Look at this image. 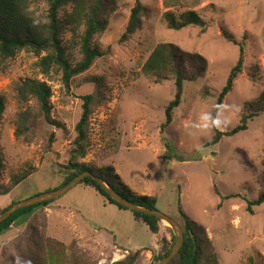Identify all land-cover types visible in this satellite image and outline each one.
<instances>
[{"label": "rangeland", "instance_id": "1", "mask_svg": "<svg viewBox=\"0 0 264 264\" xmlns=\"http://www.w3.org/2000/svg\"><path fill=\"white\" fill-rule=\"evenodd\" d=\"M135 1H115L104 26L93 36V45L102 55L86 71L73 76L68 89L60 70L54 67L43 74L37 66L38 56L30 51L19 50L3 63L0 188L15 178L22 179L0 195V209L11 201L53 190L65 180L68 169L64 166L81 115V96L92 93L96 102L88 121V147L79 161L96 169L113 167L133 192L156 195V208L180 225L183 220L178 208L200 224L210 241L202 264H248L249 260L264 264V201L253 206L252 213L247 210V202L260 191L264 169V107L247 122L246 129L207 143L214 136L212 109L239 54L238 44L220 34L222 28L236 42L243 40L244 58L241 73L217 113V128L233 129L248 104L260 105L258 100L263 99L264 0H186L207 21L203 33L194 25L168 29L162 20V0H140L147 13L141 17L140 27L120 43ZM46 8L43 2H32L28 13L41 20ZM171 9L175 14L183 10ZM82 32L81 26L73 37L65 25L64 42H77ZM160 42L176 44L206 61L202 75L184 82L180 104L168 124L164 110L175 93L174 79L155 83L141 71ZM78 46L77 42L68 51L73 62L79 57ZM25 77L50 86L51 118L61 127L44 120L35 100L18 101L16 87ZM22 111L30 112L33 123L16 135ZM171 233L163 221H159L157 233L151 232L131 210L117 207L94 188L78 183L37 209L26 224L0 235V264H42L49 238L55 241L51 247L61 248L66 257L82 256L77 264H114L136 250L140 252L133 264H155V256L168 246Z\"/></svg>", "mask_w": 264, "mask_h": 264}, {"label": "trees", "instance_id": "2", "mask_svg": "<svg viewBox=\"0 0 264 264\" xmlns=\"http://www.w3.org/2000/svg\"><path fill=\"white\" fill-rule=\"evenodd\" d=\"M116 0H0V69L6 59L13 57L19 50H27L38 56L37 66L43 74L56 67L61 72V79L64 86L68 89L72 77L86 71L93 63L96 57L102 55V52L93 45V36L105 24V15L115 7ZM199 0H194L193 3ZM32 2H43L47 6L44 17L37 20L29 15L28 8ZM165 10L162 13V20L168 29L179 30L189 25L199 27V32L203 33L208 27L205 21L198 13L189 8L186 0H162ZM173 6L182 8L178 14L171 9ZM69 9V10H67ZM148 8L140 0H136L129 12L128 20L119 36L120 43L125 42L140 27L141 17L147 13ZM64 11V16L61 15ZM65 25H69L71 35L76 37L78 30L83 27L82 34H79L77 40L78 59L74 62L70 59L68 51L73 49L71 44L64 42L63 34ZM220 34L226 40L238 44L239 54L234 66L231 67L227 75L225 84L221 88L215 105L210 115L211 127L214 131L213 138L207 143L217 141L224 134H232L246 129L247 122L258 114L260 108L264 105V92L258 100L248 104V110L242 115L240 123L229 131H222L217 128L216 116L222 106L224 96L231 90L234 80L241 73L244 58L243 40L236 42L231 33L226 29H221ZM69 45V49L67 47ZM206 67L205 59L197 54L182 50L176 44L171 42H160L151 51L145 60L141 71L144 75L151 78L155 83H162L170 78L174 79L175 93L173 98L165 106V123L172 121L174 109L180 104L181 92L186 81H192L203 74ZM17 99L19 102L27 103L29 100H35L38 111L44 120L51 125L61 127V124L51 118V89L50 86L42 80L31 77H25L20 80L16 87ZM81 115L74 126L75 136L71 142L68 152V161L64 168L68 169L65 180L56 188L67 183L71 178L83 171H89L95 176L102 178L121 196L129 201L150 208H156V195H140L133 192L120 179L113 167L93 168L86 163L79 161L86 155L88 147L87 127L96 102V97L92 94L81 96ZM256 105V106H255ZM5 107V97L0 95V118ZM30 112L22 111L19 115L16 135L24 133L31 128L33 119L30 118ZM53 139V134L49 136ZM264 164V159H263ZM104 170V171H103ZM22 179V178H21ZM15 178L2 188L0 195L7 194L16 184L21 181ZM260 191L254 200L247 202L248 212H253V206L259 205L264 201V169L259 177ZM86 186L94 188L104 198L115 204L119 208L127 209L116 203L101 187L89 176L83 178L81 182ZM54 188V189H56ZM228 198L229 196H225ZM56 199V198H55ZM55 199L46 200L20 208L9 215L0 224V235L10 229L26 224L31 215L46 205L51 204ZM14 201L0 209V213L9 208ZM179 214L183 220L181 224L183 230V244L178 254L168 264H202L203 252L205 247L210 245L205 229L195 221L191 220L180 208ZM134 218L144 223L151 232L157 233L159 230V220L148 214L132 211ZM51 237V236H50ZM55 241L49 238V245H45L47 253H42V264H77L82 256L74 255L72 258L66 257L61 248L51 247L50 244ZM58 244V243H57ZM175 244L173 233L170 234L168 246L160 250L158 256H155V264L167 256ZM140 250L129 252L124 259L114 264H133ZM205 256H209L205 254ZM95 264L94 262H92ZM78 264H80L78 262ZM248 264H252L249 260Z\"/></svg>", "mask_w": 264, "mask_h": 264}, {"label": "water", "instance_id": "3", "mask_svg": "<svg viewBox=\"0 0 264 264\" xmlns=\"http://www.w3.org/2000/svg\"><path fill=\"white\" fill-rule=\"evenodd\" d=\"M91 177L100 187L103 189L110 198H112L116 203L120 204L121 206L131 210V211H137L140 213L152 215L156 217L159 221H163L169 225V227L172 230V233L175 237V244L172 247L171 251L167 256L162 258L158 264H168L179 252L182 244H183V230L181 225L172 217L168 216L167 214L161 212L157 208H150L143 205H139L136 203H133L129 201L128 199L121 196L116 190H114L106 181H104L102 178L93 175L89 171H83L73 178H71L67 183L62 185L59 188L49 190L46 192H43L41 194L34 195L32 197H29L24 200L17 201L13 203L9 208L4 210L0 213V224L2 221H4L7 217H9L10 214L15 212L16 210L35 204L40 203L46 200L55 199L67 191H69L73 186L81 182V180L85 177Z\"/></svg>", "mask_w": 264, "mask_h": 264}, {"label": "crops", "instance_id": "4", "mask_svg": "<svg viewBox=\"0 0 264 264\" xmlns=\"http://www.w3.org/2000/svg\"><path fill=\"white\" fill-rule=\"evenodd\" d=\"M137 194H139V193H137ZM144 194V193H143ZM150 193H146V195H149Z\"/></svg>", "mask_w": 264, "mask_h": 264}]
</instances>
